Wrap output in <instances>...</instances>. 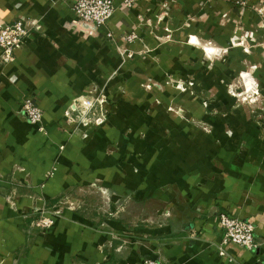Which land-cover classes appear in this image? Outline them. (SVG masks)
Masks as SVG:
<instances>
[{
    "label": "crops",
    "instance_id": "obj_1",
    "mask_svg": "<svg viewBox=\"0 0 264 264\" xmlns=\"http://www.w3.org/2000/svg\"><path fill=\"white\" fill-rule=\"evenodd\" d=\"M69 1L0 0V17L21 21L28 28L14 60H0V264H143L146 258L165 264H254L257 257L264 259V170H256L257 165L264 166V141L251 139L264 128H245L253 135L246 140L248 156L242 173L234 168L215 171L208 186L194 189L192 184L202 179L190 171L192 160L186 150L201 143L209 148L210 141L148 137L138 146L142 150L148 145L146 163L134 158L133 167L125 155L119 167H112L115 158L105 148L113 131L126 125L132 126L135 140L142 120L139 105L123 103L111 122L85 141L75 140L65 121V112L88 93L120 84L142 85L144 76L162 79L169 62L177 69L196 68L200 72L196 77L205 79L204 52L187 38L197 43L211 39L216 48H225L235 57L233 40L242 34L236 24L243 21L244 30L264 41V13L251 18L247 9L239 11L227 0H135L133 8L115 0L120 9L111 18L113 34L108 37L104 29L80 22ZM257 24L260 28L254 30ZM133 31L140 37L126 40ZM166 36L173 42L161 44L159 38ZM124 51L131 52L132 59L122 55ZM249 53V58L257 53L263 57L264 44L251 47ZM233 61L226 67H233ZM108 73L117 76L108 82ZM135 92L133 100L145 96L138 91L135 96ZM114 93V99H119ZM24 96L44 110L43 130L23 113ZM179 130L173 131L174 138ZM220 148L236 149L228 142H220ZM230 154H224L226 159L218 157L214 164H229ZM151 164L155 172L148 171ZM51 168L53 175L46 179ZM114 171L118 172L115 181L125 187H140L137 182L144 178L152 182L146 192L167 201L170 214H159L150 206L139 217L126 219L110 216L109 210L91 212L82 207L71 212L69 220L58 219L49 232L50 241L40 243L33 233L36 213L53 206L85 174H101L108 181ZM248 194H255L256 199ZM222 212L251 220L256 227L255 251L228 247L236 262L220 257L215 246L221 240Z\"/></svg>",
    "mask_w": 264,
    "mask_h": 264
},
{
    "label": "rangeland",
    "instance_id": "obj_2",
    "mask_svg": "<svg viewBox=\"0 0 264 264\" xmlns=\"http://www.w3.org/2000/svg\"><path fill=\"white\" fill-rule=\"evenodd\" d=\"M255 3L251 4L248 1V4L247 2L232 4L239 11L247 9L246 12L253 15L250 17L255 18L257 14L258 16L260 14L259 9L262 10L261 15L264 13V4L260 2L261 6L257 7ZM242 23L236 24V29L242 33L241 36H238L239 39L234 38L233 43L235 44L232 43L237 46L235 57H230L231 54L225 48H216L211 39H200L197 43L196 39L187 38V42H194L196 47L198 46L204 52V57L201 60L204 69L201 70L206 76L205 79L202 76L196 77L200 73H197L199 70L196 68L177 69L174 68L173 62H169V66L164 67L162 79L154 80L144 76L146 82L142 85L135 86L127 83L117 85L109 90L90 92L85 98L70 106V114L65 121L67 127L72 131L71 135L76 137L75 140L85 141L94 130L105 127L111 122L112 117L117 115L124 105L123 103H130L131 106L136 103V106L139 105L138 111H141L139 114H142L141 131L137 132L135 140L132 137V126L126 125L120 127L118 131H113L112 138L105 148L106 154L115 158V164L112 167H119V162L125 155L127 156L125 157L126 163L129 162L131 166L134 158L135 161L140 160L141 163H146L148 145L142 150L138 146L147 142L148 137L167 141L165 138L172 136L171 139L179 141H210L209 146L211 147L209 148L201 143L199 146L193 145L194 147L186 150L187 158L192 160L190 164L188 163L190 171L202 179L196 180L192 184V188L208 186L215 171L234 168L237 172L242 173V169L245 167V158L248 156L245 148L248 145L246 140L250 135H253L248 133L245 128H257L258 130L264 128V56L253 53L255 58H249L251 47L262 46L264 41L255 37L253 32L244 30V23ZM259 28L260 25L257 24L253 29ZM159 41L161 44L173 42L168 36L159 38ZM231 58L234 60V68L226 67ZM128 59H132V56ZM218 62H221L225 68L220 69ZM116 76V73H108L107 81L110 82ZM136 88L139 93L141 92L145 96L133 100L131 97L134 96ZM114 91H117L119 99H114L116 96ZM137 91L135 96L139 94ZM126 100L129 101L126 102ZM123 118L124 121L127 120V118ZM131 122L130 124H132ZM179 128H184L186 132ZM178 130L179 133L174 138L173 131ZM253 137L251 139L255 141H264V131ZM220 142L231 143L236 149L220 148ZM124 144L127 149L122 148ZM229 151H231L229 164L227 161L214 164L218 157L226 159L224 154ZM133 167L135 166L133 165ZM153 168L154 165L151 164V169L148 171L155 172ZM53 170L55 169L51 168L48 171L46 179L53 175ZM119 170L124 172L123 168ZM256 170L260 173L264 170V166L257 165ZM87 174L79 183L69 186L66 193L59 197L53 206L36 213L38 215L33 233L40 238V243L44 244L48 239L50 241L49 232L54 226H57L58 219L69 220L68 215L82 207L89 208L91 212H101L102 209L109 210L110 216L126 219L139 217L140 214L146 213L150 206L154 211L158 210L159 214H170L167 201L146 192V188H151L152 184V182H147L146 178L137 182L138 185H141L140 187L133 189L115 181L114 177L118 174L117 171L108 176L110 177L108 181L101 174L97 176H92L93 174L90 172ZM248 197L256 199L255 194H248ZM106 203L109 204V207Z\"/></svg>",
    "mask_w": 264,
    "mask_h": 264
},
{
    "label": "built area",
    "instance_id": "obj_3",
    "mask_svg": "<svg viewBox=\"0 0 264 264\" xmlns=\"http://www.w3.org/2000/svg\"><path fill=\"white\" fill-rule=\"evenodd\" d=\"M232 3L244 4L249 0H227ZM121 4L127 8H133L135 0H121ZM70 9L74 12L80 22L92 24L97 28L103 29L104 34L108 37L112 36L109 23L112 16L120 9L115 0H70L68 2ZM257 7L261 6L260 2H256ZM256 7V6H255ZM256 9V8H255ZM261 14L262 10H258ZM28 35V28L21 21L7 22L0 17V60L4 63L14 60V52L17 47L22 46L25 37ZM126 40L133 41L138 39V32L127 34ZM125 57H131V52H122ZM22 111L30 123L38 126L42 130V121L44 118V110L30 96H24L21 102ZM70 112L66 111V117ZM42 212V211H39ZM38 212V213H39ZM219 226L221 240L215 244L217 253L220 257H226L229 261L236 262L234 256L230 252L231 245L241 246L248 251H255L258 243L255 241V224L248 219L229 216L225 212L219 214ZM143 264H165L156 259L146 258ZM254 264H264V259L259 256Z\"/></svg>",
    "mask_w": 264,
    "mask_h": 264
}]
</instances>
